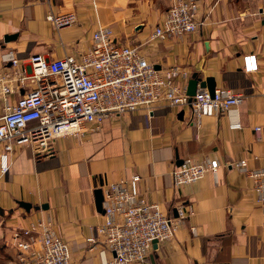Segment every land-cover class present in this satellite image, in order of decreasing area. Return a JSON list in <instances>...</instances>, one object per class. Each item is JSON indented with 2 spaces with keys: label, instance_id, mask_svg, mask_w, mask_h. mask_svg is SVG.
Returning <instances> with one entry per match:
<instances>
[{
  "label": "crops",
  "instance_id": "crops-1",
  "mask_svg": "<svg viewBox=\"0 0 264 264\" xmlns=\"http://www.w3.org/2000/svg\"><path fill=\"white\" fill-rule=\"evenodd\" d=\"M198 2L205 25L197 33L153 41L169 0H0V65L9 52L18 54L24 67L33 55L50 60L78 55L92 46L100 26H109L118 44L138 48L158 70L190 72L187 87L197 73L202 80L214 78L216 89L244 97L231 116L206 117L200 128L190 124V111L162 104L152 114H125L98 130L87 127L81 136L56 139L47 153L22 146L5 176L0 144V264H21L16 234L39 221L53 223L76 264H101L103 238L98 236L97 244L87 241L104 223L95 191L134 176L140 177V195L147 202L173 219L180 210L186 215L175 237L153 249L150 264H264V206L257 202L254 182L236 167L241 160L250 169L264 167L262 0ZM51 13H74L77 23L56 30L46 19ZM10 35L18 38L6 43ZM251 55L257 57L259 71L246 73L244 58ZM23 94H11L10 105ZM4 106L0 94V118ZM235 120L242 124L240 130L230 129ZM186 159L219 160L222 167L216 177L208 174L177 189L171 172ZM20 202L31 204V210Z\"/></svg>",
  "mask_w": 264,
  "mask_h": 264
},
{
  "label": "built area",
  "instance_id": "built-area-1",
  "mask_svg": "<svg viewBox=\"0 0 264 264\" xmlns=\"http://www.w3.org/2000/svg\"><path fill=\"white\" fill-rule=\"evenodd\" d=\"M170 2L162 24L151 35L153 41L182 38L205 25L199 19L197 0ZM46 19L56 30L77 23L74 13H51ZM28 61L29 66L24 67L14 52L1 57L0 94L5 104L0 118L1 176L8 174L16 148L31 146L47 153L56 139L81 136L87 127L98 130L108 120L125 114H152L157 106L167 104L190 111V124L200 128L204 118L231 116L244 102L242 95L226 88L216 89L214 94L199 88L195 96H189L185 83L190 72L179 67L158 70L138 48L118 44L109 26H100L93 34L92 46L78 55L56 60L33 55ZM244 70L259 71L255 55L244 58ZM22 90L24 94L10 105L9 96ZM241 128L238 120L230 124L231 130ZM262 130L255 129L258 139H262ZM221 167L219 160L186 159L172 170L173 185L181 189L208 174L216 177ZM236 167L254 182L257 202L264 206V167L250 169L247 160ZM140 180L134 176L102 187L104 223L97 228V236L87 240L97 244L96 238H103L101 264H150L154 242L172 240L186 219L182 210L178 219H173L158 204L147 202L140 195ZM16 239L21 264H76L70 245L57 234L52 222L39 221L21 229Z\"/></svg>",
  "mask_w": 264,
  "mask_h": 264
},
{
  "label": "water",
  "instance_id": "water-1",
  "mask_svg": "<svg viewBox=\"0 0 264 264\" xmlns=\"http://www.w3.org/2000/svg\"><path fill=\"white\" fill-rule=\"evenodd\" d=\"M18 38V35H10V36H6L5 37V42L9 43L11 41H14ZM157 69H159L157 67ZM216 81L214 78H207L205 80H202L201 78H199L198 74L195 73L192 76V79L189 81V85H188V95L189 96H195L197 93V90L200 89H208L209 92H211L212 94H214L215 90H216ZM184 113L182 112L180 114V118H183ZM183 160H180L178 162V166H181L183 164ZM103 202H104V196H103V191L101 189H98L95 191V203H96V208L97 211L101 214H105V211L103 209ZM20 206L22 208H24L27 211H30L32 208V205L29 203H25V202H20ZM154 250L156 251L158 249V242L155 241L154 242V246H153ZM155 260V256L154 254L151 255V261L152 263H154Z\"/></svg>",
  "mask_w": 264,
  "mask_h": 264
},
{
  "label": "rangeland",
  "instance_id": "rangeland-1",
  "mask_svg": "<svg viewBox=\"0 0 264 264\" xmlns=\"http://www.w3.org/2000/svg\"><path fill=\"white\" fill-rule=\"evenodd\" d=\"M198 1V0H197ZM169 7L168 8H170V6H171V2H170V0H169ZM205 19V18H204ZM204 21V24H205V20H203ZM197 33V32H196ZM195 34V33H194ZM190 35H193V34H190ZM184 161V160H183Z\"/></svg>",
  "mask_w": 264,
  "mask_h": 264
}]
</instances>
